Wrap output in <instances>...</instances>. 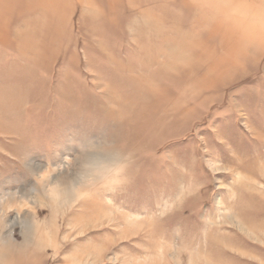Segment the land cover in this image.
<instances>
[{
  "label": "rangeland",
  "instance_id": "obj_1",
  "mask_svg": "<svg viewBox=\"0 0 264 264\" xmlns=\"http://www.w3.org/2000/svg\"><path fill=\"white\" fill-rule=\"evenodd\" d=\"M0 264H264V0H0Z\"/></svg>",
  "mask_w": 264,
  "mask_h": 264
}]
</instances>
